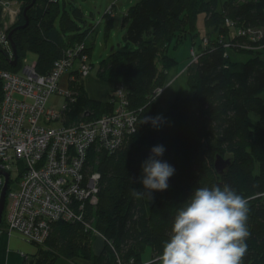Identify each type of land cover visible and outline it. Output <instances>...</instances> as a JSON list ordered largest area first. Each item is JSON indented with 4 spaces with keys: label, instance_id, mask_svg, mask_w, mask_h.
Wrapping results in <instances>:
<instances>
[{
    "label": "trees",
    "instance_id": "trees-1",
    "mask_svg": "<svg viewBox=\"0 0 264 264\" xmlns=\"http://www.w3.org/2000/svg\"><path fill=\"white\" fill-rule=\"evenodd\" d=\"M15 1L19 9L8 32L18 59L11 65L0 50V57L7 58V62L0 60V69L19 72L20 62L32 52L36 71L46 73L70 51L73 62L65 73L71 78L67 86L72 98L65 96L61 125L112 112L118 106L113 93L117 88L123 90L127 108L137 115L135 130L117 148H89L88 170L100 174L98 202L85 204L90 227L82 222H53L46 239L34 245L29 263L52 264L58 256L72 261L81 258L83 264H119L130 258L143 262L145 246L154 260L162 252L176 208L192 190L227 184L249 200L250 235L243 264H264V39L252 40L239 32L264 26V0H139L132 4L124 15V45L113 47L98 63L96 77L112 84L104 101L88 94L78 69L82 55L90 69L93 65L88 59L94 41L88 36L94 27L82 30V9L65 0H36L32 5V0ZM107 14L109 30L113 16ZM25 16L28 23L20 27ZM199 16L205 32L197 42ZM188 36L197 46V50L190 47L192 58L186 68L191 93L176 95L161 111L158 89L165 86L167 72L177 63L168 51ZM227 47L249 51L251 56L233 60ZM157 115L163 117L158 127L140 123L143 116ZM156 145L164 146L160 159L175 172L166 190L151 193L154 201L148 209V196L135 197L131 190L144 191L136 178ZM218 156L229 160L221 173L214 166ZM97 237L103 239L98 250L94 248Z\"/></svg>",
    "mask_w": 264,
    "mask_h": 264
},
{
    "label": "built area",
    "instance_id": "built-area-1",
    "mask_svg": "<svg viewBox=\"0 0 264 264\" xmlns=\"http://www.w3.org/2000/svg\"><path fill=\"white\" fill-rule=\"evenodd\" d=\"M11 1L15 0H0L3 15L17 14L18 11L10 13L8 9ZM9 25L3 22L0 25V50L12 60L6 30ZM239 32L252 40L264 39V26L247 27ZM72 60L68 51L46 73H38L33 62L27 63L25 58L20 62L22 73L0 69V191L4 174L8 173L6 216L4 220L2 216L0 234L16 233L31 244L42 243L52 223L58 220L82 222L90 227L85 218V204H97L100 174L88 170L89 148L94 145L95 151H112L136 128L137 115L127 108L121 88L113 92L118 106L112 112L74 124H50L62 121L65 103L61 109L51 107L47 104L49 96L53 93L72 96L67 85L63 88L59 85ZM79 63L81 76L88 75L86 55L81 56ZM13 173L19 174L18 179H12ZM21 256L24 264H30L28 255ZM119 264H146V261L135 262L130 258Z\"/></svg>",
    "mask_w": 264,
    "mask_h": 264
},
{
    "label": "clouds",
    "instance_id": "clouds-1",
    "mask_svg": "<svg viewBox=\"0 0 264 264\" xmlns=\"http://www.w3.org/2000/svg\"><path fill=\"white\" fill-rule=\"evenodd\" d=\"M11 25L8 26V28ZM163 117L143 116L140 123L158 127ZM141 164L136 182L144 191L131 190L135 197L164 191L175 168L163 161V145L153 146ZM249 200L225 184L195 187L176 208L170 233L162 242V252L146 264H243L248 249Z\"/></svg>",
    "mask_w": 264,
    "mask_h": 264
},
{
    "label": "rangeland",
    "instance_id": "rangeland-1",
    "mask_svg": "<svg viewBox=\"0 0 264 264\" xmlns=\"http://www.w3.org/2000/svg\"><path fill=\"white\" fill-rule=\"evenodd\" d=\"M60 1L62 2L63 0H60ZM65 1L66 2L70 1L71 3L79 6L82 9L83 14H84V20H85V22L83 23L82 30H84L85 28L94 27L93 34L88 36V40L94 41V44L91 50V55L88 59L89 63H93L90 69L89 77L92 79L98 80V78L96 77V70H97L100 59L103 57H106L111 51L112 47L119 49L124 45L123 35L127 28V21L124 19L125 17L124 14L132 4H135L139 0H65ZM18 7H19V4L16 1H11L8 3V9L11 12L13 11L15 12L18 9ZM1 14L3 15L2 12ZM105 14L109 16H113V24L109 30H106L107 18ZM8 16H9L8 14L3 15L5 19H7ZM197 23H198L200 30H199L198 36L195 37V40L198 42L201 36L205 32L203 28V22H202L201 16H199ZM191 46L197 50L196 44H192V39L188 36L176 48L170 47L168 54L171 56H174L177 59V63L174 66H172V68L177 67L182 70L185 68L186 65L189 64L192 58L190 54ZM227 53H229L231 59L238 60V61L247 60L251 56V52L249 51L235 50L232 47H227ZM33 58H34V54L32 52H27L26 57H25L26 62L31 63L33 61ZM263 59H264V55H263ZM0 60H2L3 62H7V58L3 55L0 57ZM33 64L35 66V61L33 62ZM19 73H22V69H20ZM186 75H187V71H186ZM186 75H184L185 78L187 77ZM86 76H83V79H85ZM68 79H70V77H68L67 73H65L64 75H62L59 85L62 88L65 87L67 85ZM174 86L177 87V82L174 84ZM166 94L167 92H165L162 95L164 98H162L163 100L161 101V103L167 102L166 96L168 95ZM64 102H65L64 95L53 93L49 96L47 104L56 109H61L64 105ZM50 124L59 125L60 122L52 121ZM141 171L142 170L140 168L139 177L141 175ZM12 178L14 179L16 178L15 173L12 174ZM139 186L141 189L144 190L143 185L141 183H139ZM2 216L4 220L6 216V209H4ZM99 239L100 237H97L94 241L95 249L100 244ZM152 257H153V254L151 252L150 247L145 246L144 250L141 253V259L143 261L144 260L147 261L149 259H152ZM23 261L25 262V259H23ZM52 264H83V259L76 258L75 260L72 261L65 257L58 256L52 262Z\"/></svg>",
    "mask_w": 264,
    "mask_h": 264
},
{
    "label": "crops",
    "instance_id": "crops-1",
    "mask_svg": "<svg viewBox=\"0 0 264 264\" xmlns=\"http://www.w3.org/2000/svg\"><path fill=\"white\" fill-rule=\"evenodd\" d=\"M18 9L15 12H17ZM16 15L9 14L7 19H5L4 17H2L3 15L1 14V22H3L6 25L8 24L11 25L14 22ZM186 68L187 65L182 70L180 68L173 67L170 68L169 71L167 72L166 84L162 88L160 94L159 105L161 106V108L159 107V109L161 111H164L171 104L172 100L176 95L185 96L191 93L190 88L188 87V85H186L187 77L186 78L184 77V75H186ZM83 81H85L84 83L85 89L92 98L98 97L96 99L103 101L108 100L109 92L112 89V84L110 82L99 79L98 80L92 79L89 77V74L85 77V79H83ZM176 82H177V87L174 86ZM165 92H167L166 95H168V96L165 95L167 98V102L161 103V101L163 100L162 98H164L162 95ZM151 197L152 199H150L149 197L145 198V204L148 209L150 208L152 202L154 201V196L152 194ZM99 243L100 244L99 246L96 247V250H98V248L100 249V247L102 246L103 239L101 237L99 239ZM35 249L36 248L33 244L26 242L25 240L20 238L19 235L16 233L0 234V264H22L23 261L21 256L22 253L28 255V259H29V256L35 252Z\"/></svg>",
    "mask_w": 264,
    "mask_h": 264
},
{
    "label": "water",
    "instance_id": "water-1",
    "mask_svg": "<svg viewBox=\"0 0 264 264\" xmlns=\"http://www.w3.org/2000/svg\"><path fill=\"white\" fill-rule=\"evenodd\" d=\"M36 0H32L31 4L32 5ZM29 5V6H30ZM27 6L24 10H23V14L26 13V9L29 7ZM28 23V17L25 16V23L23 25H21L20 27H23L25 26L26 24ZM8 30V29H6ZM8 40L10 42V46H11V50H12V53H13V59L10 60V64L11 65H15L17 63V59H18V55H17V52H16V48H15V45L13 44V42L11 41V31L8 32ZM113 49V47L111 48ZM229 160L228 159H223L221 156H218L215 160V163H214V166H215V169L221 173L224 168L226 167V165L228 164ZM4 177H5V180H4V184H3V187L0 191V223L2 222V213H3V210H4V203H5V194H6V190H7V183H8V173H5L4 174Z\"/></svg>",
    "mask_w": 264,
    "mask_h": 264
},
{
    "label": "bare ground",
    "instance_id": "bare-ground-1",
    "mask_svg": "<svg viewBox=\"0 0 264 264\" xmlns=\"http://www.w3.org/2000/svg\"><path fill=\"white\" fill-rule=\"evenodd\" d=\"M19 237L22 238L20 235H19ZM22 239H23V238H22ZM33 245H35V244H33Z\"/></svg>",
    "mask_w": 264,
    "mask_h": 264
}]
</instances>
